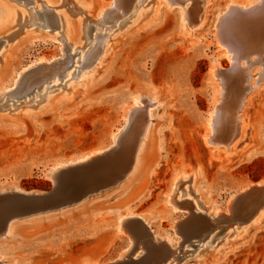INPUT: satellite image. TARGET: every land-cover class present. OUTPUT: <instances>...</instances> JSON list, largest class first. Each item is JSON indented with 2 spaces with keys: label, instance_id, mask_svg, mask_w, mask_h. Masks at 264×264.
<instances>
[{
  "label": "rangeland",
  "instance_id": "rangeland-1",
  "mask_svg": "<svg viewBox=\"0 0 264 264\" xmlns=\"http://www.w3.org/2000/svg\"><path fill=\"white\" fill-rule=\"evenodd\" d=\"M70 1L48 5L46 0H0V188L15 185L25 193L61 189L50 200L0 197V226L5 215L19 213L11 220L12 234L0 236V255L9 264H157L164 253L156 250L149 262L151 245L163 238L183 243L208 227L196 228L197 220L186 208L169 202L170 189L179 179L187 180L185 186L195 192H183L182 199H196L199 211H227L230 199L238 196L235 215L223 219L247 220L264 201V189L241 195L249 186L264 183V18L260 13L228 19L218 15L230 3L253 0H205V18L197 26L190 19L199 0H130L125 9L118 0L119 8L112 6L116 13L103 20L94 17L114 0ZM77 7L87 9L89 18L83 24ZM2 11L7 12L4 22ZM61 11L75 20L73 35L84 46L79 55L71 50L74 40L66 38ZM225 29L243 49L240 64L233 65L218 47L215 35ZM14 34L17 39L9 40ZM99 39L103 42L98 44ZM65 62L69 66L62 70ZM23 71L16 85L3 88ZM140 94L157 104L149 106L148 118L141 110L140 117L132 116L127 123L125 109ZM47 96L53 97V104L44 108L41 100ZM241 99V134L223 155L233 118L230 106ZM214 107V144H209L205 135ZM125 122L119 146L90 163L62 170L57 184L48 176L60 161L109 146ZM144 123L147 132L138 151L132 143L122 148L123 140L137 139V130L142 134ZM128 154L138 159L135 168H115L116 160ZM115 179L114 186L92 194ZM88 182L91 187L82 191L72 187ZM87 192L91 195L79 199ZM40 207L58 210L20 214ZM123 215L129 225L122 232L117 225ZM257 217L235 233L239 223L231 226L201 252L181 255L178 263L264 264V212ZM139 231L153 237H147V248H137L133 234L141 241ZM130 240L135 253L120 258Z\"/></svg>",
  "mask_w": 264,
  "mask_h": 264
},
{
  "label": "bare ground",
  "instance_id": "bare-ground-1",
  "mask_svg": "<svg viewBox=\"0 0 264 264\" xmlns=\"http://www.w3.org/2000/svg\"><path fill=\"white\" fill-rule=\"evenodd\" d=\"M65 2V3H71L70 0H46L47 4L49 5V3H58V2ZM122 1L123 3V6L125 8H127L128 6V2L130 0H120ZM172 1V0H170ZM182 2H184L185 0H181ZM119 2L118 0H114L112 1L110 4L108 5H105L102 7V9L99 11V13L97 14V16L94 17V20H98L100 18V20H103L105 19L107 16H110V15H113L114 13H116V11L114 10V8H119ZM114 5V6H113ZM112 6L114 8H112ZM6 7V6H3V8ZM9 7V6H8ZM8 7L6 9H8ZM132 7V6H131ZM9 10V9H8ZM76 10V13L77 14H80V20L82 21V24L86 21L87 18H89L87 16V9H85L84 7H77L75 8ZM4 11H2L3 13ZM126 11L124 10L123 14L125 13ZM7 13V12H5ZM3 13V15L5 14ZM63 13L67 14V11L64 10ZM62 11L60 13V17H61V23H63V25L65 26L66 28V38L67 40H74V44L72 45V51L73 52H76L75 54L79 55L81 53V51L83 50V43L81 41V39H75L74 35H73V31H74V24H75V20L73 19H70L67 15L63 14ZM261 14L262 17L264 18V0H253L251 1L249 4H245V3H241V2H233V3H230L227 8L225 9V12L223 13H220L218 15V18L221 17L222 15L226 17V19L228 18H231L233 16H242V17H246L248 15H254V14ZM10 15V13H8ZM7 14V15H8ZM12 14V12H11ZM2 15V18H3V22H4V18H6L7 16H3ZM11 16V15H10ZM9 17V16H8ZM193 20L190 19V23L194 26H197L199 25L200 23H202L204 21V18H205V0H199V6L193 10ZM0 18H1V15H0ZM77 18V19H78ZM222 18V17H221ZM78 19V20H79ZM113 19V18H112ZM8 20V19H7ZM6 21V20H5ZM80 21V22H81ZM93 21V20H91ZM261 22V21H260ZM77 23V21H76ZM223 23V22H221ZM225 23V22H224ZM220 25V24H219ZM263 25V24H262ZM261 25V26H262ZM81 26V25H80ZM264 27L262 26V29ZM218 29V28H217ZM257 29V28H256ZM219 31V30H217ZM228 31V30H227ZM233 31V30H232ZM89 32V31H88ZM230 32V31H229ZM261 32V31H260ZM263 34L264 33H261L260 35H262L263 37ZM15 35V34H14ZM259 35V34H258ZM261 37V36H260ZM104 38V36L102 37ZM215 38H216V41L218 43V47L220 49H222L223 51V55L229 59L233 65H237V64H240L241 60H240V55L242 54V50L241 48H238L236 47V44L234 43V41L227 35L226 33V29L223 30L222 33L218 34V35H215ZM15 39H17V36H13V35H10L9 36V40H12L14 41ZM101 39V38H100ZM98 41V44L99 43H102L103 41ZM250 39V38H249ZM261 39V38H260ZM263 39V38H262ZM104 40V39H102ZM251 40V39H250ZM254 40V39H253ZM256 41V40H255ZM264 41V40H263ZM241 42V41H240ZM252 42V41H250ZM254 42V41H253ZM260 43V41L258 42ZM256 43V44H258ZM247 44V43H246ZM245 44V45H246ZM250 44V43H249ZM247 44V45H249ZM75 45V47H73ZM242 45V44H241ZM250 46V45H249ZM248 46V48H249ZM256 47H258L256 45ZM259 48V47H258ZM257 48V50H258ZM61 50H63V48H61ZM92 50V49H91ZM241 50V51H240ZM256 50V49H255ZM256 50V52H257ZM79 51V52H78ZM94 51V50H93ZM259 51V50H258ZM85 54L87 53H84L82 56H79V63L81 61H83V59L85 58L84 56H86ZM255 55V54H254ZM75 56V55H74ZM69 58V57H68ZM73 58V57H72ZM71 59V58H70ZM242 59V58H241ZM68 60V59H67ZM47 60H42L41 62L42 63H45ZM69 63V62H68ZM83 63V62H82ZM69 64H67V62L64 63V66L62 67L63 69L62 70H66L68 68ZM237 69V68H236ZM222 70V69H221ZM217 71H218V68L216 70H214L213 72L217 75ZM219 72V71H218ZM24 71L22 73L19 74V78L17 79L16 77V80L11 84V85H6V86H3V88L5 89H8L9 87H12L14 85H16L18 82H19V79L22 77ZM260 74V69L255 72L253 74V76H257ZM60 75V74H59ZM238 75V74H237ZM52 77V76H51ZM70 77H73V75H70ZM2 78V77H1ZM232 79V78H231ZM232 81V80H231ZM222 82V81H221ZM238 84V83H237ZM237 84L234 85L237 86ZM224 85V84H223ZM228 85V84H227ZM225 88V87H224ZM236 88V87H235ZM218 89L220 90V86L218 85ZM225 90V89H224ZM223 90V91H224ZM237 90V89H235ZM239 90V89H238ZM228 91V90H227ZM222 92V91H221ZM232 93V92H231ZM237 93V91L235 92V94ZM226 94V93H225ZM225 96V95H224ZM232 97V96H231ZM234 98V97H233ZM41 100V99H40ZM38 100V101H40ZM228 100V99H227ZM235 100V98H234ZM42 102H44V105H42V107H50V105L53 104V97L52 96H47V98H44L41 100ZM234 102V101H232ZM143 103H145L146 105L143 106ZM226 103V102H225ZM157 104L156 100L155 99H152L150 97H147V96H144L143 94H140V95H137V97L134 99L133 103H131L130 106H128L126 109H125V114H124V117H125V121L128 123V121H130V119L132 118V116H137L138 112L141 111V110H144L146 113V116L147 118L149 117V106L153 107ZM230 104V102H229ZM244 103H243V99H241L240 101L237 100L236 103H234L232 106H230V110L232 112V122L229 124V127L227 129V138H225V143H226V146L225 148L223 149V155L224 154H227L231 151V149L234 147L235 145V141H237V139L239 138V135L241 134V128L243 126V123H244V119H243V113H242V110H243V106ZM219 106V105H218ZM223 107V106H222ZM225 108V107H224ZM143 112V111H141ZM140 112V114H141ZM143 113V114H144ZM236 113H238L237 117H236ZM217 115V110L216 108L214 107V109H212V111L209 113V118H208V126H209V131H207V134L205 135V141H207L209 144L213 143L214 142V138H213V135H212V132H213V129L215 128L214 127V124H215V117ZM138 116L140 117V115L138 114ZM145 116V114H144ZM223 118V117H222ZM139 119V118H138ZM142 120V119H141ZM148 120V119H147ZM143 121H146L143 120ZM217 121V120H216ZM126 122L124 124V127L117 131L116 133L113 134V138H112V143L105 147V148H108L105 150L104 149H96L88 154H84L82 155V157H79V158H76V159H69V160H64V161H60L58 163H56L53 167L50 168V170L48 171V176L54 181L55 184H57L58 182V178H59V175L62 173L61 171L66 169L67 167H75V166H82V165H85L87 163H90L91 161H94L95 158H98V157H101L103 154L107 153L108 151L110 150H113L117 145L119 146V138H120V135H122L121 133L126 131L125 129L126 126ZM148 122V121H146ZM226 122V121H225ZM132 123V121H131ZM227 123V122H226ZM232 123H234V125H232ZM142 123L138 122V126L140 128V125ZM146 124L145 126L143 125V127L141 126V129L143 128V132L142 134H140V130L138 132L137 130V135L139 134V136H135L137 139L133 142L131 141L130 139H127V140H123L125 141L123 143V147L122 148H127L128 149V146H130V144L132 143V149L135 148V150L138 151V149L141 147L140 145L142 144V140L144 139V136H145V133L147 132V123H144ZM130 125V124H129ZM137 125V123L135 124ZM132 126V125H130ZM128 127V126H127ZM131 128L130 127V132H131ZM138 129V128H136ZM217 129V128H216ZM129 130V129H128ZM127 130V131H128ZM133 130V129H132ZM135 130V129H134ZM218 131V130H217ZM216 133V132H215ZM220 133V132H218ZM128 134H129V131H128ZM215 135V134H214ZM125 136V135H124ZM124 136H123V139H124ZM134 136V135H133ZM122 139V138H121ZM126 139V137H125ZM122 141V142H123ZM214 144V143H213ZM122 146V145H121ZM214 148H217V147H214ZM130 149V148H129ZM131 150H128V151H132ZM121 150V149H119ZM123 150V149H122ZM127 152V151H126ZM126 152L124 151V153L126 154ZM136 153V152H135ZM222 154V152H220ZM115 154V152H114ZM138 159L134 158V155L132 154V156L130 157V155L128 154L127 156L126 155H122L121 158H119L118 160H116V162H118L116 164V167H122V169L124 170L125 168H135V163H137ZM129 161V162H128ZM133 163V164H132ZM114 168V167H113ZM112 168V169H113ZM114 168V169H115ZM102 169V168H101ZM104 169H102L103 171ZM109 170V169H108ZM106 171V170H105ZM114 172V170L112 171ZM116 173V172H114ZM101 174V173H100ZM107 174L105 173V176ZM110 175V174H109ZM114 175V174H113ZM92 177V175H90ZM95 176V175H94ZM97 176V174H96ZM100 176V175H99ZM108 176V175H107ZM190 178L189 180H191L193 178V174H189ZM90 177V178H91ZM98 177V176H97ZM101 177V176H100ZM99 177V178H100ZM104 177V176H103ZM87 178V177H86ZM108 178V177H107ZM103 179V178H102ZM87 180V179H86ZM99 180V179H98ZM105 180V179H103ZM109 180V179H108ZM188 180V181H189ZM90 181V180H89ZM91 181H92V178H91ZM100 181V180H99ZM98 181V182H99ZM107 181V179H106ZM87 182V181H86ZM94 182V181H93ZM187 180H184V179H179V180H176L174 183H173V186L172 188L170 189V194H169V202L171 201L172 204L174 205H178L180 207H183V208H186L189 212V214H191L193 216V218H195V221H196V224H195V227H200V225H203V224H208L207 228L203 231H201L199 234H194V236L188 240H185L183 243H182V240L180 238H176V241L173 242L172 240H169L167 238H163L162 241L163 242H158V244L156 245H151L149 247V255H148V260L149 262L151 261V258L156 256L155 255V251L157 250L158 252H162L164 253V256L163 257H159V259L156 261L157 264H179L178 263V260H182L184 255L185 254H188V253H193V252H201L203 250V247L204 246H207L211 243H214L217 239V237L222 234H226L227 230H229V228L235 224H238L239 223V226L240 227H235L232 231V233H235L237 232L238 230H240L242 228V224L245 223V221H250L254 218H256L258 215L261 216V214L264 212V201L260 202V205L252 212L251 216L248 214L247 216V220H243V221H240L238 220L237 216L236 218H228L225 220L223 219V217L226 216V214L228 215H231L233 214V209H234V204L238 198V196H234L233 198L230 199L229 203H228V209L227 211H223V210H217L214 214H211V213H206L205 211H199L200 209V203H198V201L194 198H191V197H188V198H185V199H182V196L183 195V192L185 193V196L191 192V190L188 189V187L185 186ZM101 181L98 183L100 184ZM90 182L85 183V184H81L79 186H77L76 184H72V187L74 189H77L76 191L78 192L79 190H83L87 185H89ZM91 187V185H89ZM97 185L95 184V187ZM94 187V186H93ZM86 189V188H85ZM262 191V189H264V183H258V184H253V186H249L248 189H246V192L245 190L242 191V196H244L245 194H248L250 193L251 191L253 190H260ZM81 190V191H82ZM88 190V189H87ZM93 192V190H91ZM90 191V192H91ZM260 191V192H261ZM264 191V190H263ZM256 192V191H255ZM76 192H72V195L71 196H77L75 194ZM193 195H195V192H191ZM44 193H25L23 192L18 186H10V187H7V188H0V197H15V196H21L22 198L24 197H31V198H38V199H42L41 197H43ZM89 194V192L85 193L81 198L79 199H83L85 196H87ZM240 195V196H241ZM258 195V194H257ZM70 196V195H69ZM74 196V197H75ZM79 197V196H78ZM44 198V197H43ZM191 198V199H190ZM55 200H58L57 197H54ZM77 199V197L75 198V200H79ZM11 200V199H10ZM15 200V199H14ZM74 200V201H75ZM244 200V199H243ZM63 201V200H62ZM248 201V200H247ZM14 202V201H13ZM12 203V202H11ZM15 203V202H14ZM10 204V203H9ZM13 204V203H12ZM65 204H62L61 206H63ZM17 206V204H16ZM15 207V206H14ZM59 208V207H58ZM54 209H57V208H35L34 210H31V211H28V212H25V213H20V214H28V213H33V212H39V211H46V210H54ZM248 209V208H247ZM10 212L12 210H9ZM14 211V210H13ZM205 212V213H204ZM251 213V212H250ZM18 212L15 210V212H11L7 215H5L6 219H5V222L2 226H0V236L1 238H7L8 236H10L12 234V232L14 231V226H12V222L11 220L18 216ZM228 215V216H229ZM235 215V214H233ZM247 215V213H246ZM232 216V215H231ZM258 216V217H259ZM257 217V218H258ZM189 218V217H188ZM126 219H127V215H123L121 216L119 219H118V225H117V228L123 232V230H125V228L127 229L128 227V223L126 222ZM183 220V219H182ZM194 221V219H193ZM192 221V222H193ZM185 222V221H184ZM140 223H144V218H142V220L140 221ZM181 223V222H180ZM179 224V223H177ZM177 224L175 223V227H176V232L177 234H180L179 231H178V227ZM190 224V223H188ZM143 225V224H142ZM192 225V224H191ZM144 228H146L145 226H143ZM130 228V227H129ZM143 228V229H144ZM201 228V227H200ZM199 228V229H200ZM203 228V227H202ZM220 229V231L218 232H215L216 229ZM131 229V228H130ZM198 229V230H199ZM137 231V230H135ZM192 232V233H194ZM149 234V233H148ZM151 234V233H150ZM229 234V233H227ZM137 235H140V238L142 239L141 241L138 240L139 237L136 236L135 234H133V236L136 238V245H137V248H138V245H140V249L141 248H147L145 246V243L147 242L148 243V240H147V237L148 239L152 238L153 237H150L149 238V235L147 236L146 233H143V232H138ZM153 235V234H152ZM143 237V238H142ZM220 238V237H219ZM186 239V238H185ZM131 242L129 243V247H127L128 249L125 250L122 254V256L120 258H125L127 259L128 257H130V254L131 253H135V249H132L134 244H133V241L130 240ZM153 241V240H152ZM156 241H154L153 243H155ZM201 242H204L203 244H200ZM157 243V242H156ZM196 243V244H195ZM157 245H160V246H157ZM145 246V247H144ZM192 248V249H191ZM164 249H166L167 251L164 252ZM138 250V249H137ZM183 257H182V256ZM157 259V258H156ZM155 259V260H156ZM177 260V261H176ZM176 262V263H175ZM0 264H9L7 263V258H5L3 255L1 256L0 255ZM89 264H97V263H89ZM130 264V263H129ZM136 264V263H135ZM137 264H141V263H137ZM143 264H147L146 262L143 263Z\"/></svg>",
  "mask_w": 264,
  "mask_h": 264
},
{
  "label": "water",
  "instance_id": "water-1",
  "mask_svg": "<svg viewBox=\"0 0 264 264\" xmlns=\"http://www.w3.org/2000/svg\"><path fill=\"white\" fill-rule=\"evenodd\" d=\"M117 180L115 179V180H113V181H111V182H113V183H111V184H109V185H105V184H101L102 186H97L96 188H95V190H94V192H92V194H94V193H96V192H99L101 189H103V188H107V187H109V186H114V184H116L115 182H116ZM118 182V181H117ZM59 190H61V189H59V188H55V186L53 187V189L52 190H50V191H48V192H44V194H42L43 195V197H41V198H43V199H46V200H50V199H52V196L51 195H53L55 192H59ZM96 190H98V191H96ZM89 195H91V193L89 194ZM71 205V204H70ZM69 205V206H70ZM66 207V206H65ZM56 210H58V209H56Z\"/></svg>",
  "mask_w": 264,
  "mask_h": 264
}]
</instances>
